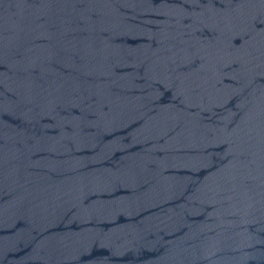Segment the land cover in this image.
Wrapping results in <instances>:
<instances>
[{
    "label": "water",
    "instance_id": "95a60500",
    "mask_svg": "<svg viewBox=\"0 0 264 264\" xmlns=\"http://www.w3.org/2000/svg\"><path fill=\"white\" fill-rule=\"evenodd\" d=\"M0 264H264V0H0Z\"/></svg>",
    "mask_w": 264,
    "mask_h": 264
}]
</instances>
